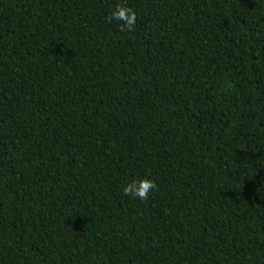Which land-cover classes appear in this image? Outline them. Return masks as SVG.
<instances>
[{"label": "trees", "instance_id": "16d2710c", "mask_svg": "<svg viewBox=\"0 0 264 264\" xmlns=\"http://www.w3.org/2000/svg\"><path fill=\"white\" fill-rule=\"evenodd\" d=\"M0 264H264V0H0Z\"/></svg>", "mask_w": 264, "mask_h": 264}, {"label": "clouds", "instance_id": "9594fccd", "mask_svg": "<svg viewBox=\"0 0 264 264\" xmlns=\"http://www.w3.org/2000/svg\"><path fill=\"white\" fill-rule=\"evenodd\" d=\"M110 18L121 21V28L131 30L135 23V12L123 4H117L110 13ZM154 181L147 177L132 179L122 186V194L144 200L155 189Z\"/></svg>", "mask_w": 264, "mask_h": 264}]
</instances>
